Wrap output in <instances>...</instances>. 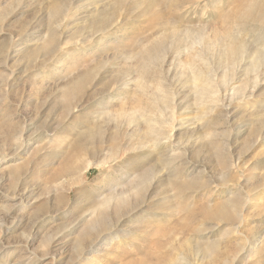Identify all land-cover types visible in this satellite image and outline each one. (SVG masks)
Returning <instances> with one entry per match:
<instances>
[{
    "label": "rangeland",
    "instance_id": "1",
    "mask_svg": "<svg viewBox=\"0 0 264 264\" xmlns=\"http://www.w3.org/2000/svg\"><path fill=\"white\" fill-rule=\"evenodd\" d=\"M57 1L66 6L0 0V264H264V79L251 96L264 55L245 71L253 51L264 50V26L245 15L264 0H126L114 13L121 22L93 41H85L92 21L110 3L73 0L64 27L63 15L47 14ZM20 3L24 12L12 15ZM10 37L21 40L4 60ZM233 37L245 45L238 68L227 53ZM143 51L151 63L139 59ZM188 65L205 69L216 106L197 111ZM153 103L155 125L172 133L169 148L132 150V132L152 116L141 107ZM112 150L118 159L108 170L81 169ZM165 173L187 182L180 195ZM252 194L257 203L242 208L241 222L208 217ZM117 195L139 206L123 215L115 202L99 207ZM98 235L106 240L88 254Z\"/></svg>",
    "mask_w": 264,
    "mask_h": 264
},
{
    "label": "bare ground",
    "instance_id": "2",
    "mask_svg": "<svg viewBox=\"0 0 264 264\" xmlns=\"http://www.w3.org/2000/svg\"><path fill=\"white\" fill-rule=\"evenodd\" d=\"M64 1H65V5H66V6H64V7H66L65 9H63L64 8V7H62L63 5H61V3H59L57 1L50 7L49 12L47 14L49 15L48 17H50L51 19H53L56 16L63 15L64 18H63L62 26L69 27L70 21L68 20V18H69V14L68 13L70 11L69 8L71 6H73V0H64ZM106 1H108V3H110V4H108L107 6H103L102 8L98 9V11H97L98 18L94 19V21H92L93 24H91L92 26H90L91 30L93 32H92V34H91V36L89 38L85 39V41L86 40L88 41V39H89V41H93L94 37L97 36V35H102L103 36L105 33L111 31L112 29H114L121 22V20L115 19L114 13L117 10L119 11V9L121 8L122 5H124L126 0H106ZM127 2H128V0H127ZM137 7H138V5H137ZM24 9H25V6L23 5V3H20L14 9V12L12 13V15H14L16 13H22V12H24ZM0 17H1L0 18V22L1 21H5L7 19V18L5 19L4 15H2V14L0 15ZM245 18H247L249 21L253 22L257 26H264V3L257 10L255 8H250L247 11V13H246ZM169 25L171 27H174V25L172 23H170ZM2 27L3 26H1V28H0L1 29L0 33L2 31H4V27L3 28ZM58 28H61V25ZM64 34H66V33L65 32L62 33L63 37H64ZM53 35H54V33L50 32L48 38L43 41L41 47L39 46L40 49L44 50L46 53L50 52V51H53L52 50L54 48L53 44L55 43V38H54ZM29 36H27L28 40L26 39L25 40L26 42L32 41V39H30ZM20 40L21 39L19 38V39L16 40L17 42H15L13 37H10L9 42L10 43L12 42V44H11L12 47H11L10 51L2 53V54H4L2 56L4 60L10 59L12 57V52H15L14 49L19 46L18 42H20ZM62 42H63V40L60 39V38H58L56 40V43L58 45L61 44ZM229 43H230V47L227 49V53L231 57L230 58L231 59V65H232L233 68H234V66H237V68H238V66L243 62V57H244V53H245L244 52V50H245L244 46L245 45L242 44V42H240V40H238L237 38H234V37L230 39ZM3 47H4V45H2L0 47V50H2ZM263 51H261V49L260 50L259 49H255L253 51L252 56H251L252 57V61H250L251 63L249 64L248 68L245 69V71L248 70V69H251V70L253 69L254 70V69L257 68V66L259 64V60H258L259 57L261 55H264ZM138 57H139L140 60H143L145 63H147V62L151 63V61L154 59L153 56L148 55L144 51L142 53L140 52ZM247 65H245V66H247ZM188 68L190 69L191 74H192V77H191V80H190V82L192 84L191 90H193V99H194V102H195L194 106L196 107L197 111L198 110H204L208 106H210L211 108L214 105L216 106V103L219 102V100H220V99H218L219 94H216L214 85L212 84V82L209 79V77L206 75L205 69L198 68V67H196L194 65H188ZM142 70H147V68L145 66H142ZM82 75H80V77ZM85 75H87V74L84 73L83 76L85 77ZM261 75H263V76L260 77V75L257 74L255 76V78L253 79V81H252V86H251L252 93H251V96H253V92H255V90L260 88L261 85H262V84H260V81L262 79H264V73H261ZM84 79L82 77V79L80 81L83 82ZM75 86H77V89H78L79 86H80V83H78V84L76 83ZM247 88H249V85H247L246 83L243 86H241L240 88H238L240 90V93L243 94L242 95L243 97L246 96L245 92H246ZM225 90H227V88H225ZM71 92H72V94L75 93V91H73V90H71ZM164 96H166V95H164ZM71 97H73V96L71 95ZM71 97H70L69 93H67V92L64 93L65 100L70 102L71 101ZM169 102H171V101H169ZM139 104L141 105V103H139ZM152 106L153 107H149V106L148 107H141L142 108L141 110L139 108L142 116L143 115L145 116V113H150L152 116L149 117V120H146V121L143 120L144 121V123H143L144 125H142V126L145 127V129L143 131L139 130L140 128L138 129V127H137L138 130H136V131L134 130L132 132V134L137 133V136H139V140H138L139 141V146H137V148H132V150H135V149H138V148L139 149L140 148H153L154 149V148H157L158 145H160V144H164V145L166 144V147L169 148V143L171 142L172 133L169 132L168 134H166L165 127H161V126H156L155 125V123L158 120L157 118H155V115L159 111L158 110L159 106L156 105V103H153ZM165 106H167V104H165ZM148 116H149V114H148ZM138 132H139V134H138ZM57 137H59V136H57ZM55 142L57 144H59L60 140L56 139V140H54V143ZM73 143L78 145V141L73 140L72 144ZM116 152H117L116 150H112L108 155H105V157L103 159H101V160L100 159H92V161H84V162H82L83 167L82 168L80 167V168L84 171V173L89 168H95V169H100V170H108L109 168H111V165L113 163H115L117 161V159H118V156H117ZM81 169L76 168V169L72 170L68 175L70 177L76 176L77 173H78V170H81ZM84 173H83V178H84ZM108 174H109V172H108ZM165 177H166V179L164 180V183L170 187V190H175L176 195L177 194L180 195L181 194L180 191L183 190V187L186 185L187 182H185V185L181 184V182L177 181L178 179H175L174 177L171 178V176L169 174H166V173H165ZM173 179H175V180H173ZM149 181H152V180H149ZM143 183L144 182H141L138 185V187H134V188L136 190L141 188V185ZM181 188H182V190H181ZM254 201L255 200L253 199V194H252V196H247L245 199H241V198L237 197L234 200L232 199V200L227 201L225 204H222L220 206V208L217 209L216 211L210 212L208 214V217H210L212 219H215V220L218 219V221H220V220L230 221V220H235L237 218V220H238L237 223L239 221L241 222L243 220V218L245 217V216L243 217L242 208H245V206H247V205L254 204ZM110 202H115V206H114L115 207V213L114 214H118V215H123L125 213L124 209L127 208V207H129L127 212L128 213H133L132 211L135 210V208H137V206H139V205H137V202H129L128 201L127 203H125L124 197L122 195H117V196H107V197L102 198L100 200V202H99V207L103 208V207L107 206ZM255 202L257 203V201H255ZM142 203L143 202H141V204ZM117 206H120V207L118 208ZM127 212H126V214H128ZM118 223H119V221L117 222V224ZM115 225H108L105 228L104 231H106L108 229H111ZM97 240H98V243H97ZM105 240L106 239H103L100 235H98L97 238L93 241L94 243L92 242L90 244V246L88 247L87 253L89 252L88 254L96 255L98 253V251H99L98 249L100 248V247L98 248V246L100 245V243L102 241H105ZM261 244H262V242H261ZM256 245H255V247L251 246L252 247L251 248V256L255 255V257H256V254H258V251H259L258 249H260V246H256ZM263 246H264V243H263ZM211 247H214V245L211 246ZM211 247H210V249H211ZM247 257H249V255ZM91 258L93 259V256ZM254 258H252V259L254 260Z\"/></svg>",
    "mask_w": 264,
    "mask_h": 264
}]
</instances>
